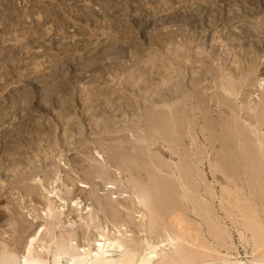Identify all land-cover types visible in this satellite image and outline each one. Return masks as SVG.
Wrapping results in <instances>:
<instances>
[{
  "label": "bare ground",
  "instance_id": "obj_1",
  "mask_svg": "<svg viewBox=\"0 0 264 264\" xmlns=\"http://www.w3.org/2000/svg\"><path fill=\"white\" fill-rule=\"evenodd\" d=\"M160 37L156 36L158 40ZM156 48L154 55H148L134 47L133 51L139 58L135 63L130 62L129 66L119 61L112 66L107 64V68H97L101 76L98 78L106 83L104 87L116 80L114 76L107 79L109 77L106 74L117 71L120 76L133 71L131 77L128 75L119 83L122 87L118 85V89L114 87V90H110V86H113L110 84V91L105 92L108 93L105 97L102 91V99L94 90L93 94H86L87 98L85 96L84 99L88 103L84 112L88 124L81 123L75 128L70 120L69 109L62 108L56 114L60 121H66L64 138L60 140L65 145L63 148L67 151L77 150L91 162L88 171L81 168L85 173L81 170L84 178L77 182L80 188L88 185L87 180L99 179L102 189L112 196L126 194L129 199H124L125 202L123 199L122 202H114L115 199L112 202L109 194L106 196H109L110 201L96 200L99 201L96 210L92 205H82L81 201H74L70 197L73 187L65 185L70 181L64 183L65 178L61 181V168L56 166L53 170L51 165H54V158L48 160L49 154L62 148L58 149L60 141L52 140L53 136L49 132L51 124L45 126L41 121H33L25 115L29 119L21 120L18 127L0 131V141H3L0 142L3 153V157L0 156V170L5 168L8 171L7 185L0 184V264H264V79L256 76L255 65L249 71L242 70L239 65L236 71L224 68L222 64L219 65L222 68L217 64L220 74L213 78L212 70L216 68L208 65V57L199 53L201 56L197 55L189 60L190 64H186L181 57L190 49L182 50L180 46V50L171 49L169 68L175 71V75L169 84L162 74L165 71L160 70L165 64L156 65L157 61L154 60L161 56V41ZM194 64H200L199 71L195 70ZM186 70L192 76L189 92L182 81V72ZM209 77H212V82L208 86L213 91L205 94L203 90L209 88L202 82ZM242 83L249 90L246 89V94L240 95L242 103L239 105L237 101ZM126 87H130V92H125ZM97 92H101L100 89ZM253 95L256 100L252 103L250 97ZM232 96L236 97V101ZM223 105L228 106L227 112L221 111ZM118 110L126 111L130 119L111 120L113 114L117 118ZM244 122H248V125ZM199 123V133L203 135L208 150L206 144L201 146L197 143L199 140L194 135V127ZM92 124L91 143L101 151L97 148H92L94 152L90 151V144L81 139L83 131L79 128L84 130ZM186 138L192 143H187ZM42 141L47 145L43 147L45 150L39 148ZM160 141L165 143L171 154L177 156L178 160L174 159L175 162L170 163L172 167L160 158L163 156L159 157L160 152L155 153L156 149L153 151ZM32 144L39 145L34 149L36 154H32L35 155L34 160L43 153L42 161H45L47 169L41 171L34 163L33 167L37 170L30 169L33 172L26 175L28 170L25 172L22 170L24 166H21L25 163L27 167L32 163L33 158L29 155ZM54 153L51 156L55 157ZM58 156L61 157V154ZM60 157L58 164L62 161ZM205 162L212 181L204 169ZM39 172H43V179ZM31 177L40 186L42 184L41 188L47 194L44 196L47 200L45 208L39 212V207V213H36V218L47 225L41 224L27 238L32 218L29 221L27 215H22V218L19 210L14 206L11 208V205L5 206L4 200L7 189L19 191L21 197L25 195L27 200V196L32 198L31 195L39 191L31 185L32 182L28 184ZM57 182L59 184L55 185ZM59 185L65 191H61L62 186L57 190ZM54 196L61 203L58 204L55 198L53 200ZM100 198H105V195ZM65 211L79 214L83 221L79 223L83 228L86 226L82 234L77 233L79 228L76 232V219L70 221L68 217L65 218ZM96 211L114 222L112 228L105 223L100 224ZM133 228L137 229H134L136 234ZM90 229L97 231L90 234ZM89 230L91 232L87 234ZM235 234L243 248V256L235 242Z\"/></svg>",
  "mask_w": 264,
  "mask_h": 264
},
{
  "label": "rangeland",
  "instance_id": "obj_2",
  "mask_svg": "<svg viewBox=\"0 0 264 264\" xmlns=\"http://www.w3.org/2000/svg\"><path fill=\"white\" fill-rule=\"evenodd\" d=\"M159 35H161V40L156 38V36ZM160 41L162 42L163 49H159V52L162 51L163 53L161 52V56H157L158 58L156 57L154 60L157 61L156 65L165 64L163 65L164 69L163 67L160 68V70L165 71L162 73L163 76L167 78L165 82H173L171 78H174L175 71L169 68V62L172 60V50H180V46L183 47L181 48L182 50H185V48L190 49L187 54L182 56L183 58L181 57L182 61L186 64H190L189 60L199 55V53L208 57V65H211V67L215 66L216 68L212 70L213 78H217L220 74L217 68L222 64L224 68L227 67L229 70L235 69L236 71L239 65H241L239 67L244 71H249L250 68L257 66L256 76L263 80L264 0H0V131L18 127L21 120L24 121V119L29 117L33 121H41L45 126L51 124L49 132L53 136L52 140L56 142L60 140L63 141V129L66 127V121H60L56 114L64 108L67 110L69 109L71 110L68 112L70 114V120L72 121L70 122L74 124L73 126L75 128L81 123L82 125L88 124L85 115V105L88 103V101L84 99L86 94H93V92H96V95L101 96L100 98L102 99L104 95L108 96V93L106 94L105 92L109 90L108 87L110 84L113 85L110 86V90H114V87L118 89V85L122 87L119 83H122L126 76L130 75L133 71L125 72V74L123 73L120 75L121 77L118 75L119 73L117 71L112 74H106V76L108 75L109 77L107 79H111L114 76L113 78L116 80L109 83L108 87H104L106 83H104L102 79H99L101 76L97 68H107L108 65L112 66L119 61V63H124L126 66H129L131 63H135L136 59L139 58V56L135 54V51H133L134 47H138L143 54L154 55V52L158 49L156 48L157 43H160ZM218 58L219 60H217ZM183 62L182 64L184 65ZM194 65L195 70L199 71L200 64ZM164 74H168V76ZM182 74L184 76L182 77L183 84L187 85L186 89H188L189 92L191 90L189 87V80H191L192 76L187 70L182 72ZM129 77H131V75ZM211 78L204 79L202 84L208 86L209 83L211 84L212 82ZM97 85L99 87H97ZM243 85L242 83L239 88L241 90L238 95L239 101H237L240 103L239 105L242 103L240 102L242 99L240 95L246 94L247 90H249ZM102 87L104 90L105 88L107 89L104 91ZM99 89L101 92L98 93L97 91ZM124 89L125 92L127 91L126 93L130 92V87ZM65 90L67 91L65 92ZM102 91L105 93L102 94L103 96L100 95ZM212 91L213 90L210 88L203 90V92H206L205 94H209ZM232 99L236 101V97L232 96ZM250 100L253 103L256 100V96H251ZM211 106H213L212 108L214 109L216 108L215 105H212V102ZM220 108L222 109L221 111L224 110L223 112H227L228 110V106L226 105ZM220 108L218 107L217 109L219 110ZM120 111L122 113L119 112V110L117 111V118H114L115 115L113 114L114 116L112 115L110 119L112 120L113 118L118 121L130 119V115L128 113L126 114V111ZM123 112H125L126 115ZM25 115H28V117L25 118ZM121 117H123L122 120ZM55 120L58 121L54 122ZM113 121H111V123ZM247 123L245 124L248 125ZM199 125L200 123L194 127V135L199 140L197 143L202 146L206 143L203 140V135L199 133ZM91 126L88 125L84 130L79 128L83 131L79 130L82 132L81 136L83 135L81 139L83 142L85 140V143H88V145L90 144V151H93L92 148H97V150L101 151L96 145L91 143V139L93 138V135L91 136V131H93L94 128L93 124ZM262 127L264 128V125ZM46 129L48 128L46 127ZM90 129L92 130L90 131ZM54 130H56V132ZM55 136H57V138ZM75 137L77 138V136ZM200 139L202 141H200ZM62 141L58 143V149L65 146ZM189 141L192 143L189 138H186V142L188 143ZM42 142L43 145L41 146ZM42 142L39 143V148H43L46 145L44 141ZM159 144L157 145L158 147L154 146L156 148H153V151L156 149L155 153L160 152L159 154L161 155L158 154L159 157L163 156L164 158H160H162V160L164 159V162L167 161L168 163H166L172 167L170 163L175 162L174 159H176L177 156L175 157V155L171 154L172 152L168 150L165 143L160 141ZM32 145L29 150L30 158H33L31 159L32 163L27 167L25 163L21 166H24L22 170H25V172L28 170L26 175L29 172L32 173L33 171L31 170L36 168H40L41 171L47 169L45 168V161H42L44 159L43 153L42 156H36L37 159L34 160L35 155L32 154H36L35 150L38 147L36 144H34L35 146ZM62 148L59 149L60 151L57 150L55 153L52 152V154L54 153L56 156L61 154V157L58 156L62 159L59 163L60 165L58 164L59 158L51 156L52 154H49L48 160L51 161L53 158L57 159H53V161H57L56 164L58 165L54 162V165H51V167L53 170L56 169V166H58V169L61 168L59 170V173H61V181L63 178H65L63 179L64 183L70 181V183H68L69 185L66 183L65 185L68 187L71 185L70 187H73L69 189H71L70 197L73 198L74 201H81L83 203L82 205H92L91 207L96 209L98 206L96 204L99 202H96V200L101 201L102 199V201H104V199H106L105 201L111 200L113 202L115 199L114 202H122L124 199H129L125 196L126 194L122 196L113 194L112 196L110 192L102 189L101 183L98 182L99 179L92 181L87 180V182H89L87 185L88 187H82V191L78 183L79 180H83L84 176L82 175L85 173L84 169L88 171L91 162L84 155L82 156V153H77V150L67 151L64 149L65 147ZM157 148L159 149L158 151ZM205 148L207 150L209 149L207 144ZM43 149L45 150L46 148ZM1 150L2 149H0V156L3 157ZM49 153L51 152L49 151ZM76 160L77 163H74ZM177 160L178 159H176V161ZM4 162L6 163L7 160L5 159ZM34 163L38 167L34 168ZM79 166L80 169L78 168ZM25 167L27 169H25ZM77 169H79L78 173ZM204 169L208 178L212 181L206 162ZM81 170H84V173ZM43 172H39L38 174L42 175ZM7 173L8 171H5V168L0 170L1 185H7ZM30 173L28 175H30ZM41 175L40 177L43 179L44 176ZM79 176L80 179H78ZM113 176L114 175H111V177ZM68 177L69 180H67ZM31 178L27 182H29L28 184L32 182L31 185L36 186L37 191H39L37 192L38 195L37 193L33 194L31 195V197L33 196L32 198L27 196L30 198L27 200L25 195L21 197L22 193H19V191L7 189L8 192H6L7 194L5 195L7 201L4 200L6 204L4 202L2 203L3 206L5 204V206L11 205V208L12 206H14L13 208H17L22 218V215H27L28 221L32 218V225H30L31 227L26 233L27 238L32 236V233H34L37 228H40L46 223L36 218V215H38L36 213L39 207V210L45 208L47 203L45 195L47 194H45V190L41 188L42 184L40 186L37 184L38 182ZM113 179H115V177ZM72 181H74V184H71ZM58 184L59 182L55 185ZM60 186L62 185H59L57 190L58 188L60 189ZM95 186L96 191H94ZM125 186L126 185L123 186L124 190ZM90 188L93 189V192ZM61 189L62 192L65 191L63 186ZM217 191H219V187H217ZM98 195L101 197L105 195V198H100V196L97 197ZM106 195L111 196L112 199ZM124 196L126 198H124ZM55 197L56 196L53 197V200ZM56 198L55 201H58V204L61 203V201ZM9 201L11 204H8ZM27 201L28 203H26ZM217 203L218 202H216V204ZM34 207L37 208L35 209ZM41 210L39 212H41ZM68 212L69 211H65V218L68 217L70 221L76 219L75 222L78 223L74 222L76 232L79 228V232L77 233L82 234V230L85 229L86 226L84 225L83 228L79 223L81 220L79 214L74 212H69L71 213L69 214ZM97 214L100 224L105 223L108 227L112 228L111 226H113L114 222L112 223L109 217H105L101 212H97ZM46 225L47 224H45V226ZM130 227L131 226H129V228ZM92 229H90L92 232L89 230L86 231V233L91 232L90 234H92L97 231ZM134 229L136 228L132 230ZM136 230H134V234H136ZM234 239L236 244L239 245L237 235L234 236ZM239 251L243 256L244 251L240 245Z\"/></svg>",
  "mask_w": 264,
  "mask_h": 264
}]
</instances>
